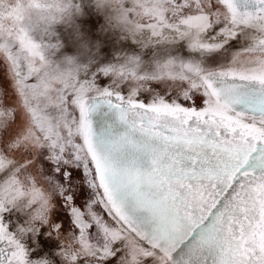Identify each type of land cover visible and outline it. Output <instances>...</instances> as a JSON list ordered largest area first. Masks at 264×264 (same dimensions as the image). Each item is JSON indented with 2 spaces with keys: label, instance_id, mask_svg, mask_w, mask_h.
Returning a JSON list of instances; mask_svg holds the SVG:
<instances>
[{
  "label": "snow or ice",
  "instance_id": "snow-or-ice-1",
  "mask_svg": "<svg viewBox=\"0 0 264 264\" xmlns=\"http://www.w3.org/2000/svg\"><path fill=\"white\" fill-rule=\"evenodd\" d=\"M0 264H264V0H0Z\"/></svg>",
  "mask_w": 264,
  "mask_h": 264
}]
</instances>
